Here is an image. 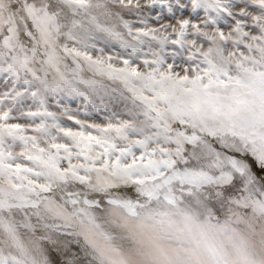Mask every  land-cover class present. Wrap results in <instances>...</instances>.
<instances>
[{
  "label": "snow or ice",
  "instance_id": "obj_1",
  "mask_svg": "<svg viewBox=\"0 0 264 264\" xmlns=\"http://www.w3.org/2000/svg\"><path fill=\"white\" fill-rule=\"evenodd\" d=\"M165 206L264 222V0H0V264Z\"/></svg>",
  "mask_w": 264,
  "mask_h": 264
},
{
  "label": "rangeland",
  "instance_id": "obj_2",
  "mask_svg": "<svg viewBox=\"0 0 264 264\" xmlns=\"http://www.w3.org/2000/svg\"><path fill=\"white\" fill-rule=\"evenodd\" d=\"M96 216L93 264H264V222L216 223L187 206L155 217L116 207Z\"/></svg>",
  "mask_w": 264,
  "mask_h": 264
}]
</instances>
